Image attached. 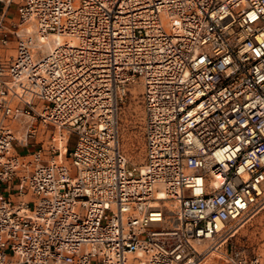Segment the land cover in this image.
<instances>
[{"label":"built area","instance_id":"obj_1","mask_svg":"<svg viewBox=\"0 0 264 264\" xmlns=\"http://www.w3.org/2000/svg\"><path fill=\"white\" fill-rule=\"evenodd\" d=\"M0 186V264H264V0H0Z\"/></svg>","mask_w":264,"mask_h":264},{"label":"rangeland","instance_id":"obj_2","mask_svg":"<svg viewBox=\"0 0 264 264\" xmlns=\"http://www.w3.org/2000/svg\"><path fill=\"white\" fill-rule=\"evenodd\" d=\"M16 11L12 9L9 19L12 22L16 21ZM6 49V55L10 59L14 55V43ZM143 85L141 81H136L129 86L126 96L119 104V140L120 148L126 158L129 166L141 167L146 159L145 147V113L143 101ZM36 142H43L46 146L49 145V134H40L37 138L30 140L31 149L34 148ZM76 143V137L72 138L70 147ZM16 150L21 155L26 154L27 149L16 147ZM69 162V161H67ZM0 193L4 194V186H0ZM230 243L239 251L247 255L255 253H264V211L260 212L253 220H251ZM231 246V245H230ZM208 264H226L224 259L219 257L212 258Z\"/></svg>","mask_w":264,"mask_h":264},{"label":"crops","instance_id":"obj_3","mask_svg":"<svg viewBox=\"0 0 264 264\" xmlns=\"http://www.w3.org/2000/svg\"><path fill=\"white\" fill-rule=\"evenodd\" d=\"M0 197H1V198H4V197H6V194H5V193H4V194H1V193H0Z\"/></svg>","mask_w":264,"mask_h":264},{"label":"bare ground","instance_id":"obj_4","mask_svg":"<svg viewBox=\"0 0 264 264\" xmlns=\"http://www.w3.org/2000/svg\"><path fill=\"white\" fill-rule=\"evenodd\" d=\"M59 41H61V39H60V38H59ZM54 42H56V41L54 40L53 42H51V45H52Z\"/></svg>","mask_w":264,"mask_h":264}]
</instances>
